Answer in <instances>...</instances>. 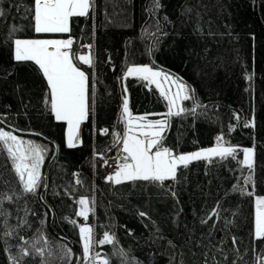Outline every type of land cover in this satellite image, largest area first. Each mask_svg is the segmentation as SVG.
I'll return each instance as SVG.
<instances>
[{
    "label": "trees",
    "instance_id": "16d2710c",
    "mask_svg": "<svg viewBox=\"0 0 264 264\" xmlns=\"http://www.w3.org/2000/svg\"><path fill=\"white\" fill-rule=\"evenodd\" d=\"M69 28L53 36L74 40L70 55L88 79L73 147L66 122L46 103L38 65L13 56L16 39L43 36L34 30V0H0V130L43 147L29 192L0 142V264H264V237L254 234V196H264V0H90ZM83 45L92 47L91 64L78 59ZM133 65L182 82L190 96L180 101L183 111L168 115L157 86L125 75ZM126 97L130 114L167 121L159 150L235 152L179 165L163 181L108 179L104 162L125 158ZM84 197L94 220L87 259L78 217ZM106 233L113 242L100 244Z\"/></svg>",
    "mask_w": 264,
    "mask_h": 264
},
{
    "label": "snow or ice",
    "instance_id": "6c2138e0",
    "mask_svg": "<svg viewBox=\"0 0 264 264\" xmlns=\"http://www.w3.org/2000/svg\"><path fill=\"white\" fill-rule=\"evenodd\" d=\"M89 7L90 0H34L35 31L37 33H67L70 31L69 19L73 16L86 15ZM14 44V58L16 61H34L38 65L50 89V101L46 100V103L50 102L51 111L54 113L56 120L67 121L69 125V147L75 146L72 130L78 128L80 122L87 115V77L83 71L75 66L69 52L62 50L69 49L72 40L16 39ZM78 59L86 64L92 63L88 56L82 55ZM125 75L139 76L150 83H156L157 78L163 76L165 82L175 84L178 90L174 95L161 92L169 102L168 115L172 114V109L176 107L180 100L190 99V96L186 94L188 92L187 87L178 79H174L172 76L162 73V71H153L147 66L130 67ZM157 87H160L159 83H157ZM123 112L125 118L128 119V131L130 132L132 131L133 121L128 110L127 99L124 100ZM138 119L145 120L146 118L139 117ZM166 124V120H159L138 125L141 135L147 137V139H140L126 132L122 142L123 151L128 155L124 159L128 160L130 158L131 163L124 164L114 177L108 179L114 180L116 183L121 182V178L124 180L163 181L168 176L175 175L178 164L187 165L189 161L200 159L204 155L224 158L235 152V149L230 147H217L173 157L169 149L159 150L162 139L161 133ZM145 128L148 129L147 132L143 131ZM0 142L7 147L8 154L13 162V168L20 177L24 190L34 191L39 179V164L42 160L39 147L31 142L18 140L16 136L4 131H0ZM154 148L157 150L153 152ZM243 151L245 153L243 163L251 168L250 156L252 150L244 149ZM79 203L84 205L85 208L78 215L86 217L87 201L81 199ZM257 205L255 234L257 238H260L264 237V199L258 200ZM80 232L81 239L84 241V257L87 259L92 244L91 229L82 227ZM112 242V238L107 233L104 239L99 241L100 244ZM37 252L42 254L40 249H37ZM23 254L27 255L28 253L23 251ZM101 264H108V262L104 260Z\"/></svg>",
    "mask_w": 264,
    "mask_h": 264
},
{
    "label": "rangeland",
    "instance_id": "374dc122",
    "mask_svg": "<svg viewBox=\"0 0 264 264\" xmlns=\"http://www.w3.org/2000/svg\"><path fill=\"white\" fill-rule=\"evenodd\" d=\"M71 56V55H70ZM79 56H82V55H79ZM81 61V60H80ZM81 62H83V61H81ZM84 63V62H83ZM144 66H147V65H133V66H130V67H144ZM129 67V68H130ZM147 67H149V66H147ZM150 68V67H149ZM152 69V68H151ZM128 70V69H127ZM153 71H159V70H157V69H152ZM82 71V70H81ZM127 72V71H126ZM165 74V73H164ZM86 75V74H85ZM87 77V76H86ZM159 79L161 80V86H162V90H163V86L166 88V91H165V94H167V95H174L176 92H177V86L175 85V84H172L171 82H165L164 81V78H163V76H161V77H159ZM87 90H88V79H87V88H86V112H87V106H88V99H87ZM165 90V89H164ZM181 101V100H180ZM180 101L178 102V104L176 105V107H174L173 109H172V113H176V112H180V110H181V104H180ZM55 116V115H54ZM159 120H164V117H160V118H158V119H145L144 121H141V123H139V125L140 124H145V123H147V122H149V121H151V122H155V121H159ZM66 122V133H65V141H66V144L67 145H69V125H68V123H67V121H65ZM82 122V121H81ZM80 122V123H81ZM80 125V124H79ZM137 125V124H136ZM165 128V127H164ZM136 129V130H135ZM134 130L135 131H137V133L139 134V129H138V127L137 128H135ZM144 130V132H147L148 131V129H143ZM164 130V129H163ZM0 131H4V132H7V131H5V130H0ZM73 133H74V140H73V143H74V145L75 144H77V143H79V141H80V136H79V126H78V128H74L73 130ZM163 132V131H162ZM10 133V132H9ZM12 134V133H11ZM162 134V133H161ZM13 135V134H12ZM15 136V135H14ZM17 138H18V140H21V141H25V142H31L33 145H35V146H38L39 147V149L41 150V153H42V150H43V147L41 146V143L39 142V141H37V140H33V139H30V138H21V137H18V136H16ZM141 137H143V136H141ZM146 139H147V137H146ZM9 143H11V141H9ZM217 147H226V146H214V147H208V148H203V149H199V150H194V151H190V152H186V153H181V154H173V157H178V156H180V155H188V154H191V153H195V152H201L202 150H206V149H211V148H217ZM243 150L244 149H251L252 150V152H251V156H250V160H251V164H253V149L252 148H248V147H246V148H242ZM244 152V151H243ZM42 155V154H41ZM207 157H211V155H204V156H202L201 158H207ZM244 159H245V153H244ZM192 161V160H191ZM42 163H43V156H42V160H41V162H40V164H39V168H38V171H39V178H40V176H41V173H42ZM179 165H182V164H178L177 166H179ZM123 165H122V163H120V162H118V164L115 166V168H114V171H112V173H111V176L110 177H114L115 176V174H116V172L118 171V170H120V168L122 167ZM27 178V176H26V174H25V179ZM124 179H122L121 178V181H123ZM38 181H39V179H38ZM81 199H85L86 201H87V214L89 213V211H90V206H89V203H88V200H87V198H81ZM80 199V200H81ZM260 199H264V196H254V206H255V218H254V234L256 233V213H257V201L258 200H260ZM85 208V206L84 205H82L81 206V208L78 210V213L79 212H81L83 209ZM79 217V220H80V222L81 221H83V219L85 220L86 218H87V216L85 217V216H82L81 218H80V215L78 216ZM83 225H85V224H83ZM83 226H80V229L82 228ZM80 236H81V232H80ZM255 236H256V234H255ZM257 237V236H256ZM81 238V237H80ZM81 243H82V246H83V249H84V241L81 239ZM92 262H95V263H97V264H99L101 261H100V259H97V258H93L92 259Z\"/></svg>",
    "mask_w": 264,
    "mask_h": 264
},
{
    "label": "crops",
    "instance_id": "0c3cea01",
    "mask_svg": "<svg viewBox=\"0 0 264 264\" xmlns=\"http://www.w3.org/2000/svg\"><path fill=\"white\" fill-rule=\"evenodd\" d=\"M34 30H35V20H34ZM36 32V31H35ZM37 33V32H36ZM38 34H41L43 35L42 37H38V38H31V39H23V40H33V39H39V40H68L69 38H60V37H54L53 35L54 34H60V33H38ZM63 51H68L69 54H70V51H71V47L69 49H62ZM15 55V44L13 43V56ZM168 75V74H167ZM157 83L161 84V80L159 78H157V82L156 83H153L155 86H157ZM162 86L160 85L159 89L161 91H163L165 93L166 91V88L163 86V90L161 89ZM165 89V90H164ZM125 99H127L128 101V98L126 97ZM123 109H124V106H123ZM129 110V108H128ZM130 113V112H129ZM131 116V119L133 121L132 125H131V128H132V131H128L129 129V124H128V119H126V132H128L129 135H135L137 137H139L140 139H146L145 136L141 135V130L139 129L138 125L139 123H141V121H144V120H139L138 118L139 117H144L143 115H138V114H130ZM84 120V119H83ZM82 120V121H83ZM137 124V125H136ZM139 129V134L137 133V131H135L137 128ZM135 129V130H134ZM144 131V130H143ZM143 136V137H141ZM123 144H122V152H123V155L124 157H126L128 154L126 152L123 151ZM154 152V151H153ZM171 155L173 156V153L170 151ZM126 163H131V160L130 158L128 160H126L125 162H122V165L126 164ZM169 177H172V176H168L167 178ZM82 216H80L81 218Z\"/></svg>",
    "mask_w": 264,
    "mask_h": 264
},
{
    "label": "built area",
    "instance_id": "2783aa9c",
    "mask_svg": "<svg viewBox=\"0 0 264 264\" xmlns=\"http://www.w3.org/2000/svg\"><path fill=\"white\" fill-rule=\"evenodd\" d=\"M71 40H72L71 47H74V40L73 39H71ZM91 51H92V47L89 46V45L80 46L78 48V50H77L79 55L88 56V57H90V59L92 61ZM117 162H118V157H116V156L115 157H110L104 162V164H103V174H104V176H108L114 170ZM83 224H85V225H83ZM79 225L91 229L92 244H91V247H90V253L92 254V256H94V250H95V244H94V241H93L94 220L91 217L90 218L87 217L85 220L83 219V221L79 222Z\"/></svg>",
    "mask_w": 264,
    "mask_h": 264
},
{
    "label": "water",
    "instance_id": "95a60500",
    "mask_svg": "<svg viewBox=\"0 0 264 264\" xmlns=\"http://www.w3.org/2000/svg\"><path fill=\"white\" fill-rule=\"evenodd\" d=\"M255 9H256V8H255V6H254V14H255V16H256V18H257V13H256V10H255ZM119 161H120V162H125L126 160H125L124 158H120Z\"/></svg>",
    "mask_w": 264,
    "mask_h": 264
}]
</instances>
